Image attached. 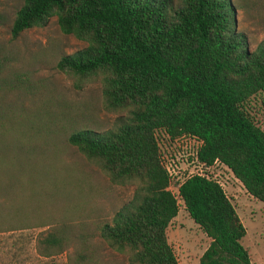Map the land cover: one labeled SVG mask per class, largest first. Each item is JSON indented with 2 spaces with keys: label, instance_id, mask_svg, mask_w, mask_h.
I'll return each mask as SVG.
<instances>
[{
  "label": "trees",
  "instance_id": "16d2710c",
  "mask_svg": "<svg viewBox=\"0 0 264 264\" xmlns=\"http://www.w3.org/2000/svg\"><path fill=\"white\" fill-rule=\"evenodd\" d=\"M237 6L264 18V0H22L12 19L13 36L55 16L63 33L84 40L56 66L77 84L98 79L103 107L120 112L108 128L79 127L66 140L112 182L134 185L130 198L97 225L128 264H179L165 234L176 195L209 238L196 264H252L240 242L244 226L218 181L193 173L172 193L155 135L196 138V160L225 165L264 202V128L246 108L258 96L264 112V36L248 49L235 28ZM19 104L17 110L0 101V197L6 199H0V231L49 223L12 201L20 178L34 171L29 130L46 108ZM74 238L80 249L71 264H98L85 234L66 221L39 230L35 251L51 256Z\"/></svg>",
  "mask_w": 264,
  "mask_h": 264
},
{
  "label": "rangeland",
  "instance_id": "374dc122",
  "mask_svg": "<svg viewBox=\"0 0 264 264\" xmlns=\"http://www.w3.org/2000/svg\"><path fill=\"white\" fill-rule=\"evenodd\" d=\"M21 3L22 0H0V101L15 104V109L21 106L19 103L28 107L34 102L45 103L46 108H39L29 130L34 171L29 180L20 178L12 189V201L33 209L37 221L49 223L0 231V264H71L75 251L80 249L76 238L51 256L35 251L36 233L60 221L71 223L75 234H85L98 264H128L126 254L109 247L98 235L97 225L109 220L130 198L134 185L112 182L66 140L68 131L79 127L108 128L120 112L103 107L98 79L77 84L72 75L56 66L62 54L79 49L86 42L63 33L55 16L42 26L24 28L11 35L10 25ZM247 10L236 7L235 28L244 33L248 49H252L264 36V18H254ZM246 108L253 121L264 128L258 96L250 97ZM45 111L49 119H45ZM155 135L169 175V190L176 195L178 183L194 172L205 171L217 180L244 226L240 242L247 249L250 262L264 264V202L248 194L220 162H213L207 169L201 167L195 160L199 144L196 138L185 134L168 139L161 130ZM176 198V214L165 228L167 241L179 264H196L209 238L188 216L177 195Z\"/></svg>",
  "mask_w": 264,
  "mask_h": 264
},
{
  "label": "built area",
  "instance_id": "2783aa9c",
  "mask_svg": "<svg viewBox=\"0 0 264 264\" xmlns=\"http://www.w3.org/2000/svg\"><path fill=\"white\" fill-rule=\"evenodd\" d=\"M195 160H196V158H195ZM196 162H197L201 167H204L205 169H207L208 167L211 166V165H205L204 163H202V162H200V161H198V160H196ZM194 173H196V174H201V175H204V176H206V177L209 176L205 171L194 172ZM192 174H193V173H192Z\"/></svg>",
  "mask_w": 264,
  "mask_h": 264
}]
</instances>
